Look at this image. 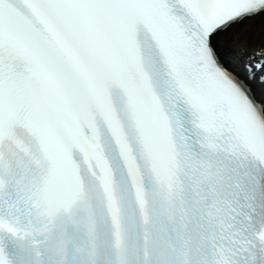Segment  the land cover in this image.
Here are the masks:
<instances>
[{"label": "snow or ice", "instance_id": "1", "mask_svg": "<svg viewBox=\"0 0 264 264\" xmlns=\"http://www.w3.org/2000/svg\"><path fill=\"white\" fill-rule=\"evenodd\" d=\"M256 22L0 0V264H264V45L224 44Z\"/></svg>", "mask_w": 264, "mask_h": 264}, {"label": "bare ground", "instance_id": "2", "mask_svg": "<svg viewBox=\"0 0 264 264\" xmlns=\"http://www.w3.org/2000/svg\"><path fill=\"white\" fill-rule=\"evenodd\" d=\"M224 44L225 47L237 52L245 48H247L248 51H254L264 45V26H262L260 22H256L250 33H246L242 37L236 39L226 38Z\"/></svg>", "mask_w": 264, "mask_h": 264}]
</instances>
